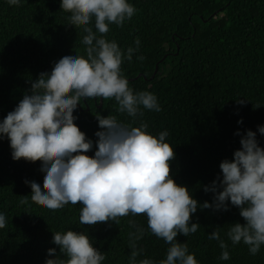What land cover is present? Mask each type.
I'll return each instance as SVG.
<instances>
[{
  "label": "trees",
  "instance_id": "1",
  "mask_svg": "<svg viewBox=\"0 0 264 264\" xmlns=\"http://www.w3.org/2000/svg\"><path fill=\"white\" fill-rule=\"evenodd\" d=\"M129 2L137 10L134 16L120 27L110 24L103 35L115 40L122 52L135 48L133 41L139 38L132 59L122 60L121 72L134 92L155 94L161 110L141 109L143 115L133 118L117 112L114 99L82 98L73 115L74 124L93 141L86 154L95 151L98 114L115 116L125 124L143 122L153 135L166 129V141L174 152L170 176L186 186L198 206L205 201L211 204L213 194L203 188L214 179L219 183L218 165L232 159L240 147V135L252 130L264 148V135L256 130L264 125V0ZM68 15L60 9L59 0H23L19 6L0 0V119L28 93L30 82L50 71L62 55L71 51L85 55L81 43L85 33L79 25H68ZM237 99L244 103L237 104ZM237 130L240 135L234 134ZM10 152L7 138L0 139V212L6 220L0 229V264H44L54 258L47 255L48 248L56 250L57 258L66 259L52 243V232L65 230L88 235L92 246L105 256L101 264H127L128 234L135 230L129 221L144 229L136 242L143 249L137 259L165 257L168 245L148 230L143 214L118 217L119 223L81 225L79 202L55 210L32 202L24 181H36L43 189L40 161H14ZM21 200L27 202L21 204ZM192 222L200 225L197 231L187 237L178 233L175 239L187 244L198 264H264V245L251 255L246 245H232L224 236L227 224L244 223L237 207H198L191 214ZM217 227L228 245L225 261L218 260L217 241L207 236Z\"/></svg>",
  "mask_w": 264,
  "mask_h": 264
},
{
  "label": "clouds",
  "instance_id": "2",
  "mask_svg": "<svg viewBox=\"0 0 264 264\" xmlns=\"http://www.w3.org/2000/svg\"><path fill=\"white\" fill-rule=\"evenodd\" d=\"M6 2L19 6L23 0ZM59 7L70 13L68 25L82 27L85 55L72 51L62 55L50 71L30 82L28 93L0 119V139L7 138L11 158L40 161L43 189L36 181H24L31 189L30 200L50 210L79 202L81 225L119 223L118 217L143 214L148 230L168 245L165 257L159 261L137 259L143 249L136 242L144 229L129 221L135 230L128 234L127 264H198L187 244L177 242L175 237L197 231L200 225L189 221L198 207L227 210L230 204L239 209L244 223L227 224L224 236L232 245L243 243L249 254L255 255L264 245V148L259 146L256 133H234L240 135V147L233 151L231 160L219 163V183L214 179L204 186L205 192L213 194L212 203L205 201L199 206L186 186L175 183L169 174L174 152L166 141V129L153 135L143 122L125 124L115 116L98 114L95 151L87 155L93 141L74 124L73 115L82 98L114 99L116 111L133 118L143 115L141 109L159 112L161 107L152 92H134L121 72L122 60L132 59L139 38L133 41L135 48L130 46L122 52L115 40L103 35L110 24L120 27L134 16L137 10L129 0H59ZM137 59L143 60V56ZM235 101L244 103L242 99ZM256 130L264 135V125H257ZM5 223V215L0 212V229ZM220 229L207 236L217 241L221 249L218 260L225 261L229 259L228 245ZM52 243L66 259L57 258L56 250L48 248L47 255L54 258L44 264H101L105 259L84 232H52Z\"/></svg>",
  "mask_w": 264,
  "mask_h": 264
},
{
  "label": "water",
  "instance_id": "3",
  "mask_svg": "<svg viewBox=\"0 0 264 264\" xmlns=\"http://www.w3.org/2000/svg\"><path fill=\"white\" fill-rule=\"evenodd\" d=\"M157 70H158V68L156 67V72H157ZM156 72H155V73H156ZM139 77H141V75H138V77H137V78H139Z\"/></svg>",
  "mask_w": 264,
  "mask_h": 264
}]
</instances>
